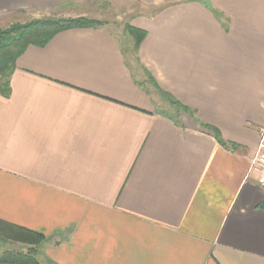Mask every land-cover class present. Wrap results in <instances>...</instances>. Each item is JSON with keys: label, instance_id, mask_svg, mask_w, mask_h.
<instances>
[{"label": "crops", "instance_id": "1", "mask_svg": "<svg viewBox=\"0 0 264 264\" xmlns=\"http://www.w3.org/2000/svg\"><path fill=\"white\" fill-rule=\"evenodd\" d=\"M50 16L103 24L17 57L0 219L39 264H264V0H0V28Z\"/></svg>", "mask_w": 264, "mask_h": 264}, {"label": "trees", "instance_id": "2", "mask_svg": "<svg viewBox=\"0 0 264 264\" xmlns=\"http://www.w3.org/2000/svg\"><path fill=\"white\" fill-rule=\"evenodd\" d=\"M102 21L87 17H56L33 19L25 23H12L8 28L0 29V94L9 96V78L15 67L17 57L29 45L44 46L56 33L70 28H95ZM132 39L134 50L146 35L144 30L126 24ZM171 107L185 109L170 94L160 91ZM49 238L42 232L30 230L0 219V244H21L24 247L4 249L0 253V264H39L43 244Z\"/></svg>", "mask_w": 264, "mask_h": 264}, {"label": "rangeland", "instance_id": "3", "mask_svg": "<svg viewBox=\"0 0 264 264\" xmlns=\"http://www.w3.org/2000/svg\"><path fill=\"white\" fill-rule=\"evenodd\" d=\"M40 18H42V17H40ZM44 18H46V17H44ZM36 19H39V18H36ZM30 20H33V19H29V20H19L18 22L19 23H25V22H28V21H30ZM14 23V22H13ZM12 24V23H11ZM11 24H9L8 26H6V27H1L0 29H4V28H8ZM112 24H114L113 26L114 27H116L117 28V30H119L120 32H122V34H124V36H127L128 38H129V34H128V30H127V28H126V24H124L123 23V21H117V22H112ZM112 27V26H111ZM130 51H131V56H132V53H133V51H134V48H133V46H132V44H129V46L127 47ZM163 100L165 101V102H167L164 98H163ZM167 104L169 105V103L167 102ZM167 105V106H168ZM166 106V104H164L162 107L160 106V107H158V109H162V110H165L166 112H168V113H171V112H173V111H175L176 109L174 108V107H171L170 105V108L169 107H167ZM22 247H24L23 245H21V244H17V243H10V244H6V245H2V244H0V253L4 250V249H17V248H22ZM40 253H41V251H40ZM39 255H41V254H39ZM38 255V256H39Z\"/></svg>", "mask_w": 264, "mask_h": 264}, {"label": "built area", "instance_id": "4", "mask_svg": "<svg viewBox=\"0 0 264 264\" xmlns=\"http://www.w3.org/2000/svg\"><path fill=\"white\" fill-rule=\"evenodd\" d=\"M252 169L258 175L259 184L264 187V139L260 140L257 154L253 160Z\"/></svg>", "mask_w": 264, "mask_h": 264}]
</instances>
